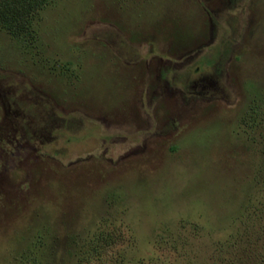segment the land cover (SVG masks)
<instances>
[{
  "label": "rangeland",
  "instance_id": "1",
  "mask_svg": "<svg viewBox=\"0 0 264 264\" xmlns=\"http://www.w3.org/2000/svg\"><path fill=\"white\" fill-rule=\"evenodd\" d=\"M30 27L0 24V264H264V0H51Z\"/></svg>",
  "mask_w": 264,
  "mask_h": 264
},
{
  "label": "trees",
  "instance_id": "2",
  "mask_svg": "<svg viewBox=\"0 0 264 264\" xmlns=\"http://www.w3.org/2000/svg\"><path fill=\"white\" fill-rule=\"evenodd\" d=\"M51 0H11L6 1L3 5L6 6V11L0 13V24L5 28L15 34L29 33L31 26V16L32 12L37 11L39 8L43 7L45 4ZM48 116V115H47ZM51 122H57L58 117L54 115L52 110L49 111V116ZM47 117H45L46 119ZM65 122V120H63ZM61 124V122H60ZM43 127L48 128L42 122ZM51 125V124H50ZM59 126V125H58ZM29 137L27 140L33 141L40 138L38 131L31 130V122L26 125ZM50 128L55 129V125ZM49 128V129H50ZM31 130V131H30ZM30 131V132H29Z\"/></svg>",
  "mask_w": 264,
  "mask_h": 264
}]
</instances>
